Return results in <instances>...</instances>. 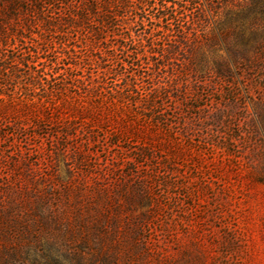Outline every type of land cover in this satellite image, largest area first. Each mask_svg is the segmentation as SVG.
Segmentation results:
<instances>
[{
	"label": "rangeland",
	"instance_id": "obj_1",
	"mask_svg": "<svg viewBox=\"0 0 264 264\" xmlns=\"http://www.w3.org/2000/svg\"><path fill=\"white\" fill-rule=\"evenodd\" d=\"M194 2L182 20H193L185 27L196 49L164 62L172 82L154 94L157 108H91L94 139L83 125L91 118L29 105L0 72V264H264V120L256 113L264 114V28L247 30L253 16L227 20L220 1ZM37 4L0 0V64L17 57V74L33 62L69 83L87 81V26L62 22L68 10L56 0L28 16ZM131 29L146 46L141 27ZM257 46L249 62L233 57ZM120 59L124 77L149 82L146 60ZM67 125L74 137L63 136ZM87 213L101 221L99 238L81 222ZM65 225L73 238L59 235Z\"/></svg>",
	"mask_w": 264,
	"mask_h": 264
},
{
	"label": "trees",
	"instance_id": "obj_2",
	"mask_svg": "<svg viewBox=\"0 0 264 264\" xmlns=\"http://www.w3.org/2000/svg\"><path fill=\"white\" fill-rule=\"evenodd\" d=\"M53 1L54 0H37L38 4L28 9V16L32 17L34 13L35 15L37 13L39 16H42V10L45 7L43 5L48 4L50 6ZM56 1L61 2L62 7H67L68 10L63 17L67 20L64 19L62 22L69 24L71 22L76 26H87L86 40L91 44L93 55H91V58H88V56L86 57L87 59L85 61L87 63L85 66L92 67L94 70L93 73L87 77V81L82 79V76H79L74 79L70 77L69 80H72V83H69L66 79L60 77L55 78L53 74L50 76L43 73V65H41L39 69L30 67L29 64L32 65L33 62L25 63V65L27 64L28 66H26L27 71L21 75L20 72L23 71L19 70V74H17L15 69L17 63H12L17 57L10 63L0 64V72H5L7 74L10 72L9 78L4 80L15 85L17 91L20 89L21 94L24 91L29 105L36 104L41 108L55 106L56 108L64 109L66 112H72L73 109L78 118L84 121H87V118H91L83 124L88 127H85V130H88L91 139H94V131L92 130L93 127L88 125L94 124V120L97 119L96 117H89L90 112H93L90 110L91 108H98L101 110L107 107L122 110L123 108L130 107L135 110L139 109L143 114H150L157 108L154 94L166 87L171 88L170 84L172 80H170L169 72H167L169 70V65H167V68L163 65L164 62L166 61L167 64H169L172 60V56L179 55L180 52H183V55L180 57H186V53L189 52L188 47L196 49V37L189 40L188 37L191 32L188 34L185 27L186 24L189 26L193 20L188 21L186 24L182 20V16L185 15V12H189L190 15H193L197 10L196 6L199 3L194 2L195 0ZM207 1L214 3V0ZM219 1L221 2L219 3L220 7L225 8V11L230 13V15L228 14L226 17L227 20L232 17L246 19L253 16L255 19L249 22L247 30L253 33L257 32L259 30L258 28H260V30L264 28V0ZM219 1L216 0V3ZM70 7L71 11L69 10ZM188 7H191V9L189 10ZM224 25L226 24L222 23L221 26ZM131 27H141L140 30H142V33L147 34L146 46L142 45L141 42L136 39L139 35H132L133 29H131ZM145 48L149 50V53H145V50H143ZM184 48H187L186 51ZM262 48L263 47L257 46V48L255 47L250 50L243 47L241 50H232V54L237 61L243 60L244 62H249L252 58L248 56V53L250 51L253 53L262 52ZM120 54L131 58L135 63H141L143 59L146 60L144 65H147V69L150 71V74H147L149 82L145 83V85H139L135 80L137 77L135 73H128V78L129 76L131 78L127 81L128 78L124 77L126 74V63L124 59H120ZM0 58H2L1 55ZM154 68L156 70H154ZM177 72L178 74H183L182 70H178ZM47 75L49 79H46L45 76ZM109 77H111V79H116H113V82L110 83L111 85L107 86L106 80ZM1 80L2 79H0V81ZM43 80L47 83L46 86L42 85ZM142 82L144 83V81ZM40 88L48 89V93L45 97H36L33 95L35 93L34 91ZM22 89L24 90L22 91ZM139 92L142 94H139ZM21 94H19V97ZM180 94L183 95L184 92L181 91ZM263 103L264 101H262L261 105H263ZM100 110H98L97 113ZM256 113L261 120H264V114L259 112ZM38 121L35 124L36 127L40 126V121ZM67 126L72 129L70 128L69 130L66 128L63 136L65 138L74 137L76 129L72 126ZM262 132L264 136V127L262 128ZM79 163L80 162L77 160L75 161L77 166L80 165ZM43 195L45 198H48L45 194ZM38 199L40 200V198ZM45 211L49 212L47 209L43 210L41 212L42 216H46L43 214ZM53 212L54 211L51 210L47 215L57 220L56 214ZM35 217H38L37 221L34 222L36 226H38L43 219L38 215ZM27 218H29V216ZM95 218L98 219V217H93V214L87 213V217H84L81 222L85 221L87 223L89 220L92 233L96 235V238H99L100 234L103 232V226L101 225L100 219L96 220ZM57 224H62L61 218ZM78 225H81V223H78ZM79 232V228L75 230L76 236H79ZM73 234L74 230L73 233H69V229L66 225L63 226L59 233L60 236L68 235L69 238H73ZM91 240H93V238H91ZM47 259L57 264V261H55L53 257H47ZM17 260L18 259L15 261ZM24 261L26 262L25 264H39L34 257ZM105 264L115 263L106 257Z\"/></svg>",
	"mask_w": 264,
	"mask_h": 264
}]
</instances>
